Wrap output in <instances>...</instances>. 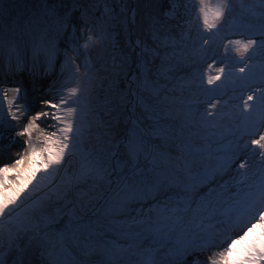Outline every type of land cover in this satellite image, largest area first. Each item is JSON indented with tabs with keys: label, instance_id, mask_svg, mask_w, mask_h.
<instances>
[{
	"label": "trees",
	"instance_id": "1",
	"mask_svg": "<svg viewBox=\"0 0 264 264\" xmlns=\"http://www.w3.org/2000/svg\"><path fill=\"white\" fill-rule=\"evenodd\" d=\"M94 2L95 0H0V57L4 63L0 66V81L16 82L13 85L21 84L26 87L24 82L29 79V87L34 85V91L42 89L46 83L47 89L52 88L56 81H61L71 72L68 55L65 48H61V41L77 23L76 13L81 11L85 18L84 24L91 27L95 24L100 44L95 43L93 46L97 51L85 49L86 56L81 68L86 70V80L93 88L84 98L88 101L85 104L87 113L81 116L96 125L103 136L90 139L85 134L86 138H82L83 146L92 149L100 158L112 162L117 161L123 151L125 165H144L146 170L120 193L113 208L106 209V217L111 218L114 225L94 235L93 241L86 247L84 259L86 256H113L114 251L109 246L110 239H128L132 244L139 245L138 240L143 241L140 242L142 244L149 237L157 236L153 229L154 220L145 221L141 227L136 225L126 229L133 233L131 238L122 235L118 222H121L120 216L128 209L156 201L159 192H176L177 195L187 194L195 198L194 192L197 193L198 189L208 188L215 178L221 179L222 175H227L226 165L230 156L234 152L236 156L243 153V150L235 149L232 144L235 140L238 142L246 137L242 136V131L248 124L245 117L255 119L256 116L251 109L243 111L244 101L248 95L261 88V79L264 77V7L260 5V0H234L236 13L227 25L217 26L218 34L212 36L201 27L200 22L190 42L186 43L181 40L192 34V29L188 32L185 30L189 23L183 12L186 0H163L164 10L158 17V25L162 22L165 24L161 31H154L152 35L155 38L152 51L156 50L158 56L155 60L157 66L146 71L148 85L142 82L144 74L141 69L137 73L140 65L136 62L139 48L134 39L131 13L128 12V7L134 9L135 1L97 0L102 14L91 16V10L84 7ZM260 14H263L261 18L258 16ZM215 31L214 29L213 32ZM106 34L111 40V54L105 61L107 69L103 70L96 62H100L98 54L104 38H107ZM210 36L205 44L204 39ZM233 36H239L236 40L247 42L251 39L256 42L244 60L250 56L253 60L259 57L257 61H253L252 68L247 66L244 74L236 76L237 80L230 86L236 91L225 92L218 84L211 90V85L204 83L200 76L206 69L200 68L213 59V64H217L224 55L229 61L243 62L241 58L220 53L219 47L216 50L221 37ZM77 43L80 48H84V41L79 40ZM72 47L77 50L76 45ZM197 50H200L201 55L197 54ZM147 57L150 59V56ZM203 57L205 59L202 61ZM132 76H137V80L134 77L131 79ZM178 76L184 79V83L180 84L175 80ZM70 81L76 83L74 78ZM227 81L224 80L223 83ZM230 82L232 81L227 83L230 85ZM134 93L141 96L140 106L134 100ZM199 99L208 102L220 100V105L216 107H224L228 103V108L232 110L222 116L205 117L204 120L210 124L209 129L202 127L201 133L204 135L192 136L191 139L186 133L191 136L189 132L194 128L191 122L198 120L201 111L194 101ZM190 101H193L191 107L194 109H186L183 114L182 108L189 106ZM252 102L249 101V104H253ZM78 105L84 108L81 103ZM232 123L238 125L236 130H239V136L236 138L233 137L235 130H229ZM131 141H134L133 147ZM130 146L133 149L136 146L137 152L135 149L130 152ZM226 146L229 149H225ZM159 152L163 153V159L156 156ZM136 154L142 157V161L136 159ZM182 154L191 156V164L182 158ZM180 179L183 183H180ZM131 189L138 193L136 199L131 198ZM42 198L49 199L44 196ZM144 230L147 232L144 233ZM158 249L159 244L155 245L154 251ZM44 253L41 256L50 257L48 264H85L76 258H58Z\"/></svg>",
	"mask_w": 264,
	"mask_h": 264
},
{
	"label": "rangeland",
	"instance_id": "2",
	"mask_svg": "<svg viewBox=\"0 0 264 264\" xmlns=\"http://www.w3.org/2000/svg\"><path fill=\"white\" fill-rule=\"evenodd\" d=\"M134 1V9L127 7L133 21L134 39L139 48L136 62L140 65L137 68V73L139 74L141 69L144 74L142 82L148 85L146 71L157 66L155 60L158 56L155 49V51H152L155 42L152 35H154V31H161V27L165 24V22H162L158 25V17L162 13V9L164 10V3L163 0ZM260 2V5L264 7V0H260ZM212 3L215 4L216 0H212ZM227 3L228 8L225 10V16L217 22V26L227 25L236 13L234 0H227ZM84 9L91 10V16L102 14V8L97 0L92 4L85 5ZM183 12L187 22H189L188 27L185 28L186 32L192 29V34H189L185 40H181L182 43H186L187 41L190 42L189 40H191L194 30L200 22L201 27L204 28L202 19H198L200 16L199 0H186ZM172 13L170 12V14ZM262 15L258 16L261 18ZM76 19L75 26H72L69 29L70 31L68 30L65 39L61 41V48H65L68 55V64L71 67L68 76L65 75L61 81H56L57 83L55 82V85L50 89L46 88L48 84L46 83L42 89L35 91L34 85L31 88L29 87V79L24 82L27 90L21 84V86L13 85L16 82L0 81V100L3 101L0 105V167L4 165L11 167L15 160L28 153L29 144L35 147L39 153L40 149L45 147L44 140L46 136L51 135L53 132L56 133L55 138L62 136L58 129L65 125L52 119V114L64 116L65 113L60 109L50 108L49 104H61V108L66 109L68 105L61 103V97H67L69 89L75 87L77 83L80 84L82 89V92L78 95L80 96V103L84 107L78 105L81 111L77 114L74 126L79 128V135L74 142H70L74 143L75 146L66 150L64 159L60 164L45 167L43 160L37 155L34 165L26 160L23 165L19 166V180H17L18 174L16 171L7 173L9 183L0 188V201H2L4 195H7L15 199L16 204L9 205L10 209L14 208L12 215L0 222V261L3 264H48L47 260L50 257L41 256V253L45 252L44 254L50 253L51 256L58 258H76L80 263L85 262V264H173L172 252L177 246L178 240L210 241L215 236L214 234L221 231V229H228L227 234L229 233V220L237 206L236 201L242 196V190H247L246 184L237 183L244 180L240 173L246 171V169H239V163L248 158L250 153L248 150H243V153L236 156L234 162L229 163L228 161V165H226L228 167V170H226L227 175H222L224 177L221 176V179L215 178L208 188L198 189L197 193L194 192L196 194L195 198L187 194L177 195L176 192H159L156 201L142 205L143 207L130 208L129 211L123 212L120 216L121 222H118V227L122 235L131 238L133 233L126 231V229L134 228L136 225L141 227L145 224V221L154 220L153 229L157 236L149 237V240L144 241L142 244L140 242L143 241L138 240L139 245L132 244L128 239H110L109 246L114 251L113 256L107 258L100 256L87 258L86 256L84 259L86 247L93 241L94 235H97L98 232L102 233L105 229L114 225V221L106 217V209L113 208L116 199L120 198V193L131 186L135 179H138L139 174L146 170L144 165L138 167L125 165V153L123 151L119 154L117 161L112 162L105 160L106 158H100L92 149L83 146L82 138L85 134L90 139L103 135L96 125L89 123L81 116L87 113L85 104H88V101L84 98L88 93H91L93 86H89L85 76L86 70L81 68L86 51L85 48H80L77 41L82 40L84 44H89L88 48H91V51H97L96 47L93 46H95V43L100 44L98 40L100 36L96 33L95 24L91 27L83 23L85 18L81 15V11L76 13ZM89 35L92 36V41L87 40ZM106 37L101 44L100 54H98L100 62H96L103 67V70L107 69L105 61L111 54V40L107 34ZM238 37H221L216 50L219 47L220 53L241 58L232 46L229 45L227 52L224 47L228 45L229 40H236ZM262 39L260 38V40ZM73 45H76L77 50L73 49ZM144 53H146L145 56ZM197 54L201 55L200 50H197ZM147 56H150V59ZM251 57L239 63L233 60L229 61L230 59L226 58L225 55L217 64H213L214 59L210 60L200 68L206 69V71H202L204 73L200 76L207 84L209 75H216L218 68H224L225 71L221 74V79L211 85V90H214L218 84L226 90L225 92L233 93L236 89L232 90L230 86L234 85L237 80L236 76L244 74L237 67L240 68L247 64L252 68L253 61H257L259 56L254 60ZM204 59L205 57L202 58V61ZM96 63H94L95 67H97ZM3 64V58L0 57V66ZM258 64L261 63L258 62ZM262 64V67H264V62ZM209 65H212L211 69H209ZM24 66L27 67V65ZM77 66H79L78 72L76 70ZM131 72L133 74V71ZM71 78L76 80L75 84L70 81ZM134 78L137 80V76ZM175 80L180 84L184 83V79L179 76ZM224 80L232 82L229 85L227 82L223 83ZM220 82L222 83L219 84ZM260 87H264V84ZM14 88L20 89L18 95L13 96L10 91ZM5 90H9L7 98H4L3 95ZM137 93H134V100L140 106L141 96H138ZM8 100H13L12 111L16 112L17 115H20L17 112V106L26 112V115L19 122L13 120L9 114ZM46 101L47 103H45ZM193 101L188 102L189 106L186 108H182L181 112L183 114L187 111L186 109H194L191 107ZM194 102H196V106L201 112L198 114V120L191 122V125H194L193 130L189 132L191 136L186 133V136L191 139H193L192 136L198 137L202 134V127L207 129L210 125L209 122L204 120L205 117L222 116L232 110L228 108L230 105L228 103H225L224 107L213 108V104L220 105L218 103L220 100L216 99L212 102L203 99ZM232 102L236 103V100ZM69 103H71V100ZM252 103L254 104L255 101ZM41 111L48 112L49 116H42L40 120L36 121L37 127L32 130L31 139L29 140L27 135L18 136L17 132L23 130L22 125H25L32 116ZM209 112L213 115L209 116ZM236 126H238L237 123H232L229 126V130H235L233 135L235 138L239 136V130H236ZM106 134L108 135L109 132ZM248 139L246 136L241 141L237 142L235 140L232 146L235 149L239 148L238 146L243 145ZM131 145L134 146V141H131ZM154 145H157V143ZM249 147L252 146L249 145ZM136 148L135 146V152H137ZM225 149H229V147L226 146ZM53 150L55 151V148ZM152 151H154L153 148ZM255 151L259 152L260 150L256 148ZM47 155V153L44 154L45 157ZM162 155V152L156 153V156L160 159H163ZM137 156L136 159L142 161V157ZM167 158L168 156H166ZM182 158L191 164V156L182 154ZM167 161L170 162L169 158ZM256 168L257 165L253 163L252 171H255ZM188 174L191 175V172H188ZM180 181V183H183L181 179ZM248 182L251 181L246 183ZM42 196L49 199H44ZM106 197L108 198L106 199ZM55 206L58 207L55 208ZM154 216L157 218L154 219ZM9 232L12 233L11 239ZM143 232L146 233L147 230ZM157 237L161 240L159 241ZM157 244L160 245V249L154 251ZM205 258L201 257L202 260Z\"/></svg>",
	"mask_w": 264,
	"mask_h": 264
},
{
	"label": "snow or ice",
	"instance_id": "3",
	"mask_svg": "<svg viewBox=\"0 0 264 264\" xmlns=\"http://www.w3.org/2000/svg\"><path fill=\"white\" fill-rule=\"evenodd\" d=\"M227 8V0H216L215 4L212 3V0H199L200 16L198 19H202L205 30L211 33L212 36L218 34L217 22L225 16ZM214 29L216 30L215 32H213ZM210 38L211 36L205 38L204 43L207 44ZM87 40L92 41V36L89 35ZM255 43L251 39L247 42L229 40L228 45L224 47L227 52L229 45L232 46L240 54L241 60H244L245 54L249 52V49L253 48ZM88 47L89 44L85 43L84 48L87 49ZM211 67L212 65H209V69ZM245 67H247V64L244 67H240L239 71L243 73ZM76 70L77 72L79 71V66H77ZM224 71V68H218L216 75L207 77V83L209 85L215 84L221 79V74ZM261 83L264 84V77H262ZM10 91L15 96L19 94L20 89L14 88ZM81 92L80 84L77 83L75 87L69 89L67 97H61V103L68 105L66 109H62L61 104H49L50 108L60 109L65 112L64 116L52 114V119L65 125L58 129L62 136L55 138L56 133L53 132L45 137V147L40 149L39 153L35 147L29 144L28 153L15 160L11 167L8 165L0 167V188L9 183L7 173L10 171H16L18 174L17 180H19V166L23 165L26 160H29L34 165L37 155L41 157L45 167L60 164L64 159L66 150L75 146L74 143L70 142H74L79 135V128L74 125L76 124L79 111L76 106L80 103L78 93ZM8 94L9 90H5L3 93L4 98H7ZM70 100L71 103H69ZM249 101H255V103L249 104ZM2 103L3 101L0 100V105ZM8 105L9 114L13 120L19 122L26 115V112L19 106H17V112L20 115L12 111L13 100H8ZM212 107L215 108L216 104H213ZM250 109L256 113L255 119L250 116L245 117L248 124L242 131V136H247L249 139L243 145L238 146L241 150H248L250 153L248 158L239 163V169H246V171L240 173L244 180L237 182L238 184H246L247 190H242V196L236 201L237 206L229 220V233L223 235L219 240H178L177 246L172 252L173 264H264V88H259L248 95L247 100L244 101L243 111L247 112ZM208 115L211 116L213 113L209 112ZM42 116L47 117L49 113L41 111L32 116L25 125H22L23 130L18 131L17 135H27L30 140L32 130L37 127L36 121L40 120ZM249 145L252 147L250 148ZM54 148L55 151L53 150ZM256 148L260 151H255ZM131 151H134V149L130 146ZM45 153L48 154L46 157L44 156ZM235 159L236 155L234 152L233 157L229 158V163L234 162ZM253 163L257 165L255 171H252ZM247 181L251 182L246 183ZM130 192L131 198L136 199L138 196L136 190L131 189ZM10 204L15 205V199L4 195L2 201H0V222L12 215L14 208L10 209ZM257 229H260L258 235L256 234ZM9 237L10 239L12 238L11 232H9ZM201 257L206 258L202 260ZM0 264H3V262L0 261Z\"/></svg>",
	"mask_w": 264,
	"mask_h": 264
},
{
	"label": "bare ground",
	"instance_id": "4",
	"mask_svg": "<svg viewBox=\"0 0 264 264\" xmlns=\"http://www.w3.org/2000/svg\"><path fill=\"white\" fill-rule=\"evenodd\" d=\"M225 228H227V226H225ZM227 230L228 229H221V231H219V232H216L214 235V237H212V239H216V240H219V238H221L223 235H225V234H227ZM259 232H260V229H257V235L259 234ZM211 239V240H212ZM239 247V246H238Z\"/></svg>",
	"mask_w": 264,
	"mask_h": 264
}]
</instances>
